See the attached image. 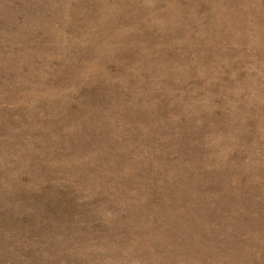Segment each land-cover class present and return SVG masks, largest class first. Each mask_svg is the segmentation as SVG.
Listing matches in <instances>:
<instances>
[{
  "label": "rangeland",
  "instance_id": "374dc122",
  "mask_svg": "<svg viewBox=\"0 0 264 264\" xmlns=\"http://www.w3.org/2000/svg\"><path fill=\"white\" fill-rule=\"evenodd\" d=\"M0 264H264V0H0Z\"/></svg>",
  "mask_w": 264,
  "mask_h": 264
}]
</instances>
